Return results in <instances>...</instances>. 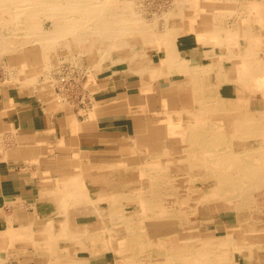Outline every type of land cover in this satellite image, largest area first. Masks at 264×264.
<instances>
[{
	"label": "rangeland",
	"instance_id": "374dc122",
	"mask_svg": "<svg viewBox=\"0 0 264 264\" xmlns=\"http://www.w3.org/2000/svg\"><path fill=\"white\" fill-rule=\"evenodd\" d=\"M68 3L80 9L66 18V20H71V24L64 32L60 33L59 31L57 34L53 32L56 37L64 38L63 41L59 40L53 44V41L48 40L47 34L54 30V21L44 12L43 2L40 0H4V2H0V98L7 97V93L17 96L15 92H19L21 95L33 98L35 103L47 113L63 114L66 111H72L83 118L103 99L99 95L103 87L102 82L111 81L112 83V80L115 82L119 80L121 84H125L127 89L124 90L123 96H120L125 100L132 95L144 100L150 96L162 100L163 97L171 96L166 95V92L172 89L165 83L161 85L156 83L155 78L158 74L161 75V72L164 71L162 76L167 77L172 73V70L189 75L194 72L199 74L203 78L205 91L208 95L219 94L224 100L238 99L241 104L243 103L246 112L234 113L237 117L228 119L227 117H230L232 113L228 112L227 107H219L221 109L214 107L215 110L221 111L211 110L210 106L195 108L199 102L195 103L193 93L190 91L191 99L183 104H178L176 109L163 111L156 108L157 111H154L151 107H138L137 111L143 117L141 126L148 127L150 124H154L163 127L169 123L183 125L184 122L176 120L173 122V119L181 114L188 117L196 114L201 115L200 118L204 120L205 125L202 124L205 130L204 139L193 141L195 145L188 146L183 138L170 136V139L175 141V145L188 147L187 151L185 150L184 159H189L192 163L194 162V165L202 158L206 161L204 172H200L196 176L200 177V184L198 183L199 185L196 187L207 197L191 220L198 225L200 235L211 236L212 234L214 238L207 241L208 245L204 250L202 247L203 254L198 251V256L201 258L200 264H240L242 258L246 256L243 252L245 249H248L251 256L255 254L256 259L263 260L264 229L258 230L257 226L253 225L250 230H245L243 222L248 220L251 224L255 219L264 222V194H259L262 189L261 185L264 186V95L258 89L256 90L257 83L254 84V81H250V72L248 77H242V79L253 88L246 87L244 89L234 81L233 73L231 74L229 71L231 68L233 70V64L225 55L231 54L234 49L245 52L249 50L246 60L257 64L258 67H264V0H119V5L127 4L130 7L126 13H118L115 16L111 15L112 11L101 15L98 10L102 6L92 3V0H73ZM200 4H202L201 7H199ZM208 4L216 7L209 10ZM205 5L206 7H204ZM217 5L220 6L217 8ZM114 12L117 13V10L113 11V14ZM189 13L193 14L194 18L191 17L193 19L188 17ZM107 14L111 15V20L110 15L105 16ZM203 22L206 24L202 25ZM90 23H93V26ZM97 26L110 28V34L104 36L102 29L97 30ZM195 26L208 28L207 32L198 36L201 44L204 42L210 44V46L204 45L207 51L211 50L212 45H217L221 41L224 46L221 51L225 54L221 56L223 59L216 55L210 58L211 55L207 54L213 64L209 72H204L201 67H198V64L188 60V63L183 66V59L177 49L176 42L179 43L186 34H193ZM100 44H104L102 47H105V53L102 55H100L101 52L98 53L101 48ZM26 52L35 53L30 59L29 65H22L21 62L15 61L16 57ZM168 55L172 60L168 58ZM167 59L169 64L163 63ZM164 65H167L169 69ZM162 67H164L163 71ZM217 70L219 73H216ZM153 71H155L154 76H152ZM181 76L179 80L187 77L184 74ZM131 83L135 87H131ZM219 84L222 85L220 88H218ZM127 108L129 106L121 105L119 111L126 112ZM242 117H247V120ZM250 117H254V119L248 122ZM189 121L191 120L189 119ZM10 127L7 129V126L4 125V130L0 132L1 148L2 145L3 147L6 145V138L2 135L5 133L13 134L14 144H21V140L19 141L17 138L18 130L11 125ZM138 141L135 127L134 130L132 128L131 135L126 139L110 141V148H106V150L78 149L71 153V151L65 152V147L57 148L62 150L47 148V158L50 162L36 160L22 162L23 167H27L30 173L34 171L36 177L39 175V192L31 203L23 202L11 210L13 215L9 217V220L13 221V228L18 230L11 233L5 232L7 237L3 243L9 242L6 243L9 246L3 247V250L0 251V264H6L12 257L10 254H15V259L18 256L16 254H20L23 257L22 263L33 264L30 259L35 261L29 254L39 253L40 248L32 246L33 243H29L26 248L15 246L22 245L21 241L38 240L40 237L39 232L30 230L36 229L30 226V223L39 224L48 219L57 220L60 213H58L59 206L62 203L69 204L76 201L73 196L64 192L63 179L66 178L63 177L62 168H60L62 165L64 171L68 170L67 162L64 160H70L71 170L75 171L76 156H79L82 151L95 152L98 156L103 157L97 159L107 162L108 165L117 162H108V159L109 161L118 160L123 155L136 157L140 153L141 156L152 157V159L156 154L161 157L171 156L166 153L170 148L169 145L159 146V149L162 150L153 154L151 152L153 147H149L145 143L139 144ZM198 149H203V152L198 154ZM214 156L221 157L218 159ZM178 160L183 159L178 158ZM14 165L16 166V163ZM78 165H80L79 161ZM223 166H228L227 173L234 172L232 180L228 178L223 182L216 179L217 175L215 176L213 168L215 167V170L218 168L221 171L224 169ZM204 179H208L206 180L208 183L203 187L201 182ZM236 183L237 185H235ZM238 187L244 191L238 195L242 201L246 202V197L249 198L246 214L248 216L244 217L246 216L244 214V218L239 216L236 203L227 205V207L226 202L220 199L221 196L234 195L235 191L233 193L230 189L235 190ZM65 194L66 196H64ZM45 195H48L46 199H44ZM83 201L92 203L90 199ZM83 201L80 202L85 206ZM94 205L104 208L108 206L107 203L99 200L95 201ZM61 209L65 213L63 206ZM76 210L67 209L66 211H72L68 212L69 216H74L80 221L90 216L89 212H77ZM168 221L163 219V224H167ZM23 233L25 236L22 235ZM108 236L106 234L103 237L106 241V246L103 247L97 246L93 241H89L90 248L85 243H74L69 246V250H62V256L59 255L58 262L61 263L69 259L73 254L86 255L93 249V252L105 253L112 259L113 264H162L154 262V256L152 257L150 254L155 250L154 245L139 247L143 248L142 250L139 248L129 249L131 252L137 249L141 251L139 257L123 255L124 252L126 253L124 247L128 242L118 244L112 236V238H108ZM236 239L250 241L238 243L234 242ZM62 242L65 243V240L62 239ZM107 247L114 249L108 251ZM102 249H105L106 252L101 251ZM203 261L205 262L203 263ZM16 263L14 262V264Z\"/></svg>",
	"mask_w": 264,
	"mask_h": 264
},
{
	"label": "bare ground",
	"instance_id": "6f19581e",
	"mask_svg": "<svg viewBox=\"0 0 264 264\" xmlns=\"http://www.w3.org/2000/svg\"><path fill=\"white\" fill-rule=\"evenodd\" d=\"M1 1L4 2V0H0V2ZM69 1L73 0H40V2L44 3V12L51 16L54 21V30L47 34L48 40L53 41V44L59 40H64V38L61 36L56 37V34L59 31L62 33L66 30L67 26L71 24V20H66V18H68L69 15L71 16L74 11L77 12L80 9L75 5H70L68 3ZM92 3H97L102 6L101 9L98 10L101 15L102 13H108L110 11H112V16H115L118 13H126L127 10L129 11L130 7H128L127 4H125L126 6L119 5V0H92ZM201 5L202 4H200L199 7H201ZM218 6L220 5H217V8ZM256 6L259 7L258 5ZM204 7H206V5ZM215 7L216 6L213 5L208 6L209 10ZM65 8H67V11H65ZM115 10H117V13L114 12L113 14V11ZM109 15L110 14H107L105 16ZM111 15L109 17L110 20L112 19ZM60 16L63 17V21L61 19V21L58 23L59 19L61 18ZM188 17H193V14L189 13ZM90 24L93 26V23ZM100 29H102V34L104 36L110 34V28H100L97 26V30ZM53 32H56V34ZM201 45L210 46V44H207V42H204ZM102 46H104V44H100L99 46L101 47L100 51L98 52H101L100 55L105 53V47ZM223 48L224 46L221 41L217 45H212L211 50L206 51L207 54H210L214 57L216 55L223 59V57H221L223 54V52H221ZM248 54L249 50L245 52L244 50L234 49L231 54L223 55H225L228 60H230L229 62L233 64V70L231 68L229 71L231 74L233 73L232 77L234 81L239 84V86L243 87L244 89L246 87H252L248 84V82H245V80L242 79V77H248L250 72V81H254V84L257 83L259 88L256 84V90L258 89L264 95V67H258L257 64L247 61L246 59L248 58H246V55ZM168 58L172 60L170 55H168ZM182 61V65L185 66L189 60L187 61L186 59H183ZM163 63L169 64L168 59ZM198 67H201L204 72H209V68L206 65L198 64ZM217 72L218 70L216 73ZM152 73V76H154L155 71ZM163 74L164 73L161 72V75L158 74L156 76L155 81L157 84L161 85V82L174 84L176 82L171 80L173 75H187V77L180 81L191 83L195 103L199 102L198 106L195 108L199 109L200 107L204 108V106H210L211 110H215L214 107H217L218 109H221L219 107H227L228 112L232 113L230 117H227L228 119L237 117L234 115V113L246 112L243 103L241 104L238 99L224 100L219 96V94L208 95L205 91L206 87L203 78L199 74H195V72L189 75L185 74L184 72L172 70V73H170L167 77H163ZM161 78L163 80H161ZM220 80L223 81L221 78ZM220 86L222 85L219 84L218 88H220ZM224 88L225 87H223V89ZM220 91L222 92V90ZM202 99L204 100L202 101ZM178 104L179 102L177 101V98H175V95L163 97L162 100L152 96L147 98V100H144L141 97H129L122 106H129V108H127L125 111L135 119L136 134L139 138L138 143H145L149 147H153L154 149H151L153 154L154 152L158 153L162 150L159 149V146L163 147L165 145H169L170 148L166 153L167 155L171 156L161 157L160 155L156 154V156H154L152 159V157L147 158L145 156H141L140 153L137 154L136 157L123 155L118 160L109 161L108 159V162L117 161L116 163H111L108 165L105 161H99L97 158L103 157L98 156L95 152L82 151L79 156H76L77 160L75 161V171L71 170V161L64 160L67 162L66 167L68 168V170L64 171L63 166H60V168H62L61 172L63 177L66 178L63 179L65 183L64 192L73 196L76 201L69 204L62 203V205L59 206L58 213H60L57 216V220H55L54 217V220H44L39 224H34L31 222L30 226L36 229L30 230L33 232H39L40 237L38 240L30 239L29 241L26 238L28 242L24 240V242H20L22 245L15 246L17 248H26L29 243H33L32 246L40 248L39 253L37 252L34 254H29V256H33L32 259L36 264H58V260L60 258L59 255H61L62 250H69V246L76 242L85 243V245L89 246V248V241L95 242L97 246H106V241L103 239V237L104 235L108 234V238L112 236L118 244H126V241L128 242L127 246L124 247L126 253L124 252L123 255L139 257L141 251H138L137 249L136 251L131 252L129 249L154 245L155 250L150 254H152V257L154 256L153 261L156 263L200 264L201 258L198 256V251L202 253V247L204 250V248L208 245L207 241L209 242V240L214 238V235L212 234L211 236L200 235L198 233V225L191 220L192 216L196 214L199 206L203 204L207 197L204 192L197 190L196 187L200 184V177L196 176H198L200 172H204L206 161L202 158L201 161H197V164L194 165V162L192 163L187 158L184 159L186 156L185 150L188 147L185 148L184 145H175V141L171 140L170 136L174 135L181 137L185 140L188 146H193L195 145L193 141L205 138L204 120L200 118L201 115L199 116L196 114L192 117H188L185 114H181L179 117H176V119H173V122L175 120L180 122L182 121L184 122L183 125L169 123L163 127H158L154 124H150L147 127L146 125L141 126V120L143 117H141L142 115L139 113V111H137V108H141L142 106L151 107V109L154 111H157L156 108H158V110L165 111L167 109H176ZM167 116L171 117L169 114H167ZM189 119L191 121H189ZM242 119L247 120V117H242ZM253 119L254 117L248 118V122L251 120L253 121ZM162 136L169 138L164 139ZM202 152L203 149H198V154ZM214 157L220 159L221 156ZM178 158L183 160H178ZM164 160L165 162H163ZM78 161L80 162V165H78ZM223 167L224 169H221V171L218 170V168L215 170L216 168L212 167L214 169L213 172L215 176L217 175L216 179L218 181H223L224 179L228 178L232 180L234 172H232V174L227 173L228 166ZM206 180L208 179H204L201 182L203 187L206 185V183H208ZM235 185H237V183ZM261 188L262 189L259 191V194H264V186L261 185ZM209 190L211 189L209 188ZM230 191H233V193L235 191L234 195L231 194L229 197L221 196L220 199H223L226 202V206L236 203L238 206V214L239 216L243 217L244 214H247V201L249 198L246 197L247 201L245 202L242 201L240 196H238L240 193H244L242 188L238 187L237 189L235 188V190L230 189ZM66 194L64 196H66ZM47 197L48 195H45L44 199ZM88 199H90L92 203L89 204L83 201ZM97 200L105 202V204L107 203V208L97 205L95 206L94 204ZM80 201H83L85 206H83L82 202ZM211 205L214 206L213 203H211ZM62 206L65 209V213L64 210L61 209ZM67 209H78L76 210L77 212H89L90 216L87 219L80 221L74 216H69L70 213L68 212L72 211H66ZM247 216L248 215L244 217ZM163 219L166 221H171H168L167 224H163ZM243 225L245 230H250L253 228V225H256L258 230L264 229V222L257 219L253 220L251 224L248 222V220H246L243 222ZM17 230V228H13V221L9 220L8 229H5V231H0V245L3 244L7 237L5 232L11 233ZM24 234L25 233L22 235ZM61 237L65 240L66 244L62 242ZM121 239L123 240L121 241ZM248 241L250 240H234V242L238 243ZM107 248L108 251L114 249L113 247ZM139 249L142 250L143 248ZM101 251L106 252L105 249H102ZM91 253L96 252H93V249H91ZM205 253L207 254V252ZM19 257L22 256L18 255L17 259H19ZM141 260L143 259L141 258ZM204 262L205 261H203V263Z\"/></svg>",
	"mask_w": 264,
	"mask_h": 264
},
{
	"label": "crops",
	"instance_id": "0c3cea01",
	"mask_svg": "<svg viewBox=\"0 0 264 264\" xmlns=\"http://www.w3.org/2000/svg\"><path fill=\"white\" fill-rule=\"evenodd\" d=\"M204 24L206 23L203 22L202 25ZM201 27L195 26L193 34H186L179 43L177 41V49L182 59L189 60L196 65H206L210 71L213 64L207 57V48L201 45L198 39V36L207 32L208 28ZM34 55L33 52H26L16 57L15 61L21 62L22 65H29L30 59ZM163 68L162 70H164ZM167 68L169 69L168 66ZM181 77V75L172 76L171 79L176 82L174 84L161 82V84L165 83L171 87L172 90L167 91L166 95H175L179 104L188 102L191 99L190 91L193 93L191 83L180 81ZM161 80L163 79L161 78ZM112 81V83L111 81L102 82L103 87L99 95L103 99L83 118L72 111H66L63 114L47 113L35 103L33 98L21 95L19 92H15L17 96L7 93L8 98L4 96L0 98V132L4 130V125L7 126V129L11 128V125L18 130L17 138L19 141L21 140V144L17 145L18 143L14 144L13 134H2L6 138V145L0 147V231L8 229L9 217L13 215L11 210L23 202L31 203L39 192V175L36 177L34 171L30 173L27 167H23L22 162L31 160L48 162L47 148L62 150L57 148L65 147V152L71 151V153L78 149L106 150V148H110V141H120L131 135V130L132 128L134 130L136 125L135 119L127 112L119 111L121 105L126 101L120 96H123L127 87L119 80ZM130 85L134 86L132 83ZM46 159L47 161H45ZM6 243L9 242L6 241L0 245V251L3 250V247L9 246ZM243 252L246 256L242 258L240 264H264V256L260 261L256 259L255 254L251 256L248 249ZM16 255L21 256L20 254ZM73 255L58 264H113L112 259L105 253H91L90 251L86 255L79 253ZM10 256L12 257L6 264H14V262L24 264L21 261L23 257L15 259V254H10ZM30 261L35 264L31 259Z\"/></svg>",
	"mask_w": 264,
	"mask_h": 264
}]
</instances>
